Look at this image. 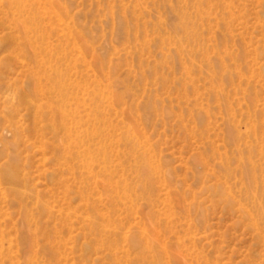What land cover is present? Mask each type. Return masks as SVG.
<instances>
[{
    "label": "rangeland",
    "instance_id": "obj_1",
    "mask_svg": "<svg viewBox=\"0 0 264 264\" xmlns=\"http://www.w3.org/2000/svg\"><path fill=\"white\" fill-rule=\"evenodd\" d=\"M0 0V264H264V0Z\"/></svg>",
    "mask_w": 264,
    "mask_h": 264
},
{
    "label": "bare ground",
    "instance_id": "obj_2",
    "mask_svg": "<svg viewBox=\"0 0 264 264\" xmlns=\"http://www.w3.org/2000/svg\"><path fill=\"white\" fill-rule=\"evenodd\" d=\"M9 2H10L11 4H13L15 7H17L18 9H19L20 7H22V5H21V0H9Z\"/></svg>",
    "mask_w": 264,
    "mask_h": 264
}]
</instances>
